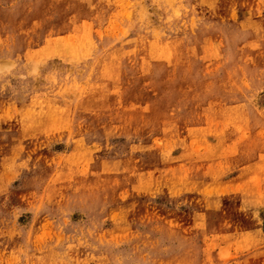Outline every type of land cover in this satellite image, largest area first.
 I'll list each match as a JSON object with an SVG mask.
<instances>
[{
    "label": "rangeland",
    "instance_id": "obj_1",
    "mask_svg": "<svg viewBox=\"0 0 264 264\" xmlns=\"http://www.w3.org/2000/svg\"><path fill=\"white\" fill-rule=\"evenodd\" d=\"M0 264H264V0H0Z\"/></svg>",
    "mask_w": 264,
    "mask_h": 264
}]
</instances>
